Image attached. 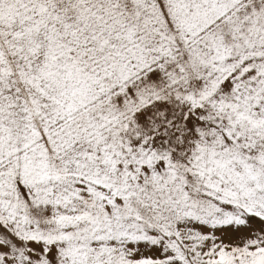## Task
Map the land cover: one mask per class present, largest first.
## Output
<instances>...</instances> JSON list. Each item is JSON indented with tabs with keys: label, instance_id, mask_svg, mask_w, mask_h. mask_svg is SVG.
Segmentation results:
<instances>
[{
	"label": "snow or ice",
	"instance_id": "snow-or-ice-1",
	"mask_svg": "<svg viewBox=\"0 0 264 264\" xmlns=\"http://www.w3.org/2000/svg\"><path fill=\"white\" fill-rule=\"evenodd\" d=\"M0 264H264V0H0Z\"/></svg>",
	"mask_w": 264,
	"mask_h": 264
}]
</instances>
